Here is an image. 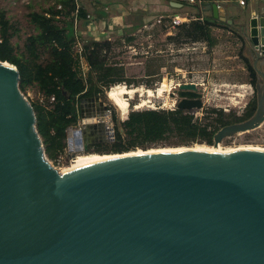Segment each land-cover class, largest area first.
<instances>
[{
    "label": "water",
    "instance_id": "obj_1",
    "mask_svg": "<svg viewBox=\"0 0 264 264\" xmlns=\"http://www.w3.org/2000/svg\"><path fill=\"white\" fill-rule=\"evenodd\" d=\"M256 3L246 34L256 107L217 129L212 146L264 120V0ZM205 10L233 22L216 2ZM176 86L177 108L202 106V83ZM35 121L17 67L0 60V264H264V150L149 152L59 170Z\"/></svg>",
    "mask_w": 264,
    "mask_h": 264
},
{
    "label": "trees",
    "instance_id": "obj_2",
    "mask_svg": "<svg viewBox=\"0 0 264 264\" xmlns=\"http://www.w3.org/2000/svg\"><path fill=\"white\" fill-rule=\"evenodd\" d=\"M77 1L79 0H54L42 12H31L30 20L38 30L25 38L22 51H18L11 41L17 28L8 20L4 11L0 10V60L17 67L19 88L23 94L27 88L34 86L43 96V102L31 104L35 111L36 129L45 154L50 158L57 157L66 146V128L76 123L79 98L96 97L102 94L103 87L124 80L123 67L107 63L105 53L111 46L108 39L83 42L81 56L84 57L88 70L85 76L80 73L79 57L74 51V24L77 20L86 19L87 10L82 4L78 5ZM168 1L180 3L178 8L192 5L198 9L194 19L177 27V32L171 36L173 38L182 35L192 40L202 39L208 45H213L216 43L210 32L213 25L236 31L238 37H242L240 31L233 28L237 24L219 21L210 11L200 9L197 4L185 0ZM238 28L240 29V25ZM239 55L249 71L250 83L255 91L257 74L253 63L242 50ZM255 107L256 98L248 103L245 112L239 116L224 114L221 110L212 108L210 112L216 116L207 122L198 121L188 110L177 107L133 110L115 126L114 141L102 144L94 151L119 153L144 144L158 143L212 144V136L217 129L250 117ZM172 136L174 138L171 140ZM124 138L127 142L122 141Z\"/></svg>",
    "mask_w": 264,
    "mask_h": 264
},
{
    "label": "rangeland",
    "instance_id": "obj_3",
    "mask_svg": "<svg viewBox=\"0 0 264 264\" xmlns=\"http://www.w3.org/2000/svg\"><path fill=\"white\" fill-rule=\"evenodd\" d=\"M81 1L87 2V0ZM254 1L251 3V0H246L245 3L238 4L235 0H226L223 4L227 17L232 18V23L238 26L242 24L241 30L245 34L247 33L248 17L251 13L258 11L254 7V4L260 5L256 3L257 0ZM53 2L54 0H0V10L4 11L8 20L17 28L16 34L12 37L11 41L18 51L23 50L25 38L30 34L36 33L38 30L30 20V13L34 11L42 12L44 8ZM77 4L80 5L79 2ZM86 7L89 9L87 12L94 19L95 16L106 15V10L102 6H90L88 4ZM189 7L193 8L188 9L190 12L196 13L198 11L192 5ZM172 9L176 8L173 7ZM87 16L86 20L88 19ZM59 23L62 24V21ZM166 23L167 19H162L161 21L156 19L155 24L141 25L129 35H125L122 32L117 33L118 30H115L114 33L111 32L109 34V39L108 37L104 38L111 42L110 49L105 53L107 63L117 66L121 65L124 74V80L115 82L108 87H103L101 97L105 103H110L112 110L115 111L113 122H107V125H114L115 127L122 120L126 119L129 112L133 110L176 108L175 97H171L169 92L174 90L178 83L190 81L202 83L201 87L203 88L202 106L188 110L194 119L202 122L212 121L216 116L210 112L212 108L221 110L224 114L233 113L237 116L242 115L248 103L255 99V91L250 83L251 76L249 71L241 59L239 52L242 50L253 62L252 50L242 43L236 31H231L226 27L211 26L210 32L215 37L216 43L208 45L202 39L192 40L182 35L173 38L171 36L174 33L167 35L165 33ZM81 24V20H77L74 24V51L79 57L80 73L85 76L88 66L84 57L81 56L83 51L82 44L87 40H95L97 33L93 31V34H85V30H83L84 26H81ZM237 25H234L233 28H237L238 30H236L239 32L240 29ZM91 27L94 29L95 25ZM130 36L132 38L128 39ZM104 39L98 37L97 40ZM163 76L171 86L170 91L166 94L168 102L166 106H163L164 101L162 98H155L152 101V107L145 106L135 109L134 105L138 101V96H134L130 100L127 113L124 115L106 95V91L115 84H124L126 86L143 85L144 87L154 88L164 78ZM24 95L30 102H43L44 99L34 86L27 88ZM114 138H109L104 144L113 142ZM173 138L172 136L171 140ZM122 141L127 142V139L124 138ZM244 144L264 147V120L254 129L224 137L216 146L226 148ZM195 145L212 146V144L205 142L178 145L158 143L144 144L130 150H146L162 146L191 147ZM93 152L101 153L93 150H81L79 152H71L68 157L72 159L76 155ZM63 156L66 157L67 155L63 154ZM47 159L58 169L71 164V161L68 164H62L61 162L57 164L56 157H47Z\"/></svg>",
    "mask_w": 264,
    "mask_h": 264
},
{
    "label": "crops",
    "instance_id": "obj_4",
    "mask_svg": "<svg viewBox=\"0 0 264 264\" xmlns=\"http://www.w3.org/2000/svg\"><path fill=\"white\" fill-rule=\"evenodd\" d=\"M78 2L84 7L88 4L90 6L99 5L106 10L105 16H95V19L87 12L89 18L87 20H82L81 26H84L83 30H85V34H93V31L97 33L95 40H97L98 37L103 39L108 37L109 39V34L111 32L114 33L115 30H118L117 33L122 32L125 35H129L139 26L152 23L155 24L156 19L160 16H166L167 14H195V12L188 11V9L193 8L188 6L178 9L180 6H176L173 1L168 0H87L86 3L79 0ZM252 2H254V0H251V3ZM173 7L176 9H172ZM201 9L205 11V5ZM86 10L89 11L87 7ZM90 25H95V28L92 29ZM165 28V33L167 35L173 33V30L168 31L167 27Z\"/></svg>",
    "mask_w": 264,
    "mask_h": 264
},
{
    "label": "bare ground",
    "instance_id": "obj_5",
    "mask_svg": "<svg viewBox=\"0 0 264 264\" xmlns=\"http://www.w3.org/2000/svg\"><path fill=\"white\" fill-rule=\"evenodd\" d=\"M164 77V76H163ZM239 86V85H238ZM240 87V86H239ZM170 84L167 79L164 77L158 83V85L154 88L144 87L143 85L137 86H126L124 84H115L111 86L107 91L106 95L108 98L114 103L125 115L128 111V107L130 105V100L134 98V96H138V101L135 103L134 108L139 109L145 106L152 107V101L155 98L163 99V106L167 105V97L166 94L170 91ZM172 100V99H171ZM173 102V101H172ZM171 102V103H172ZM70 143L73 147H79L78 144V134L73 133L70 136ZM245 148H253V149H262L264 147L261 146H253V145H238L235 147H217V146H207V145H195L191 147H158V148H149L146 150H130L124 152H112V153H87V154H79L71 159V164L67 167H64L59 170H68L72 168H76L85 164H89L91 162L113 158L118 156H128V155H136L141 153H149V152H170V151H180V150H205V151H215V152H226L234 149H245Z\"/></svg>",
    "mask_w": 264,
    "mask_h": 264
},
{
    "label": "flooded vegetation",
    "instance_id": "obj_6",
    "mask_svg": "<svg viewBox=\"0 0 264 264\" xmlns=\"http://www.w3.org/2000/svg\"><path fill=\"white\" fill-rule=\"evenodd\" d=\"M259 6L258 4L254 7ZM239 37L243 44H246L251 49V42L247 38L246 34L241 30ZM252 50V49H251ZM262 65L264 68V58L262 59ZM257 74V73H256ZM256 82L259 80L257 75ZM79 116L83 118V126L81 128V143L84 150H95L100 145L104 144L109 138L115 137V127L112 126V135L110 132V126L107 125L106 116H110L111 122L114 120L115 111L112 110L110 103H105L101 95L96 97H81L78 100ZM93 118V119H92ZM97 120H96V119Z\"/></svg>",
    "mask_w": 264,
    "mask_h": 264
},
{
    "label": "built area",
    "instance_id": "obj_7",
    "mask_svg": "<svg viewBox=\"0 0 264 264\" xmlns=\"http://www.w3.org/2000/svg\"><path fill=\"white\" fill-rule=\"evenodd\" d=\"M188 3H193V4H197L198 7L201 9L206 3H211V2H216L217 6H224V1L226 0H185ZM238 4H243L246 2V0H235ZM89 18V15L87 16ZM195 18V14H191V13H186L184 15H179V14H167L166 16H160L158 18L159 21H161L162 19H167V23L165 24V27H167L168 31L173 30V33L177 30V27L184 23V22H188L191 19ZM202 19V17H200ZM51 99H53V97H51ZM80 116H78L76 123L69 125L66 128V146L64 147V149L57 155L56 157V163H62V164H68L70 163V157H68V155H70L71 152H79L82 149V143H81V128L83 126V118H79ZM73 133H77L78 134V144L80 145L79 147H73L71 146L70 143V136ZM63 154L67 155L66 157L63 156ZM69 160V161H68ZM55 166V165H53ZM56 167V166H55ZM57 168V167H56Z\"/></svg>",
    "mask_w": 264,
    "mask_h": 264
}]
</instances>
